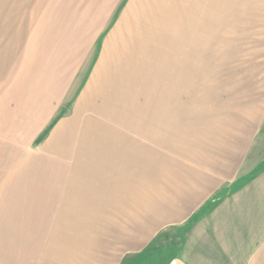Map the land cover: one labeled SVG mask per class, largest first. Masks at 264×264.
I'll return each instance as SVG.
<instances>
[{
	"label": "rangeland",
	"instance_id": "rangeland-1",
	"mask_svg": "<svg viewBox=\"0 0 264 264\" xmlns=\"http://www.w3.org/2000/svg\"><path fill=\"white\" fill-rule=\"evenodd\" d=\"M19 45L9 91L35 82L38 96L5 120L50 134L48 150L143 152L149 167L219 157L237 184L264 171V0H0L4 71ZM18 176H0V264L39 263L53 241L14 221L42 211L11 205Z\"/></svg>",
	"mask_w": 264,
	"mask_h": 264
},
{
	"label": "crops",
	"instance_id": "crops-1",
	"mask_svg": "<svg viewBox=\"0 0 264 264\" xmlns=\"http://www.w3.org/2000/svg\"><path fill=\"white\" fill-rule=\"evenodd\" d=\"M22 46L13 51L15 69L4 71L0 62V176L19 174L11 177L20 192L11 205L42 208L14 215L15 222L42 223L43 238L53 240L31 264H264V171H248L237 184L240 175L223 173L219 157L183 165L159 154L167 160L149 167L143 152L48 150L50 134L5 120L7 112L15 119L24 94L38 96L35 82L24 94L9 91L21 77Z\"/></svg>",
	"mask_w": 264,
	"mask_h": 264
}]
</instances>
